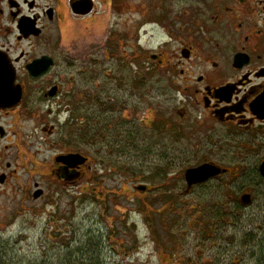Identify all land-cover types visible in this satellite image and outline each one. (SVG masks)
<instances>
[{
    "label": "flooded vegetation",
    "instance_id": "1",
    "mask_svg": "<svg viewBox=\"0 0 264 264\" xmlns=\"http://www.w3.org/2000/svg\"><path fill=\"white\" fill-rule=\"evenodd\" d=\"M144 1L165 35L152 57L168 58L166 89L150 100L138 81L105 97L93 70L99 47L85 55L67 43L72 24L142 0H0V187L23 186L24 198L42 200L90 190L113 164L122 196L140 200L156 190L141 181L142 153L157 157L153 172L168 186L174 161L157 155L163 136L187 131L264 150V0ZM204 163L227 172L190 189L186 182L187 192L233 170L211 159L194 167Z\"/></svg>",
    "mask_w": 264,
    "mask_h": 264
},
{
    "label": "rangeland",
    "instance_id": "2",
    "mask_svg": "<svg viewBox=\"0 0 264 264\" xmlns=\"http://www.w3.org/2000/svg\"><path fill=\"white\" fill-rule=\"evenodd\" d=\"M150 11L142 0L71 25V47L85 55L99 47L92 59L100 68L93 70L105 97L133 92L136 81L142 100L165 91L168 58L152 57L165 35L161 21L146 18ZM161 153L174 161L163 188L150 163L157 157L141 154V181L156 187L145 199L122 196L113 164L97 173L90 190L79 185L42 200L24 198L23 186L0 187V264H264V183L256 168L264 150L222 146L186 131L172 142L163 136ZM208 159L232 167L231 175L187 192L185 171ZM245 193L250 204L241 201Z\"/></svg>",
    "mask_w": 264,
    "mask_h": 264
},
{
    "label": "water",
    "instance_id": "3",
    "mask_svg": "<svg viewBox=\"0 0 264 264\" xmlns=\"http://www.w3.org/2000/svg\"><path fill=\"white\" fill-rule=\"evenodd\" d=\"M73 159L83 160V158L80 155L73 156ZM226 172H227L226 169H223L222 167L214 163H204L198 167L189 168L185 171V179L188 184V189H190L192 186L196 184L207 182L211 178H214ZM260 173L262 176H264V161L260 166ZM241 200L243 203L249 204L252 200V197L250 194H244Z\"/></svg>",
    "mask_w": 264,
    "mask_h": 264
},
{
    "label": "trees",
    "instance_id": "4",
    "mask_svg": "<svg viewBox=\"0 0 264 264\" xmlns=\"http://www.w3.org/2000/svg\"><path fill=\"white\" fill-rule=\"evenodd\" d=\"M220 207H222V205H221ZM68 256H69V254H68V253H66V255H64L65 261H67V260H68Z\"/></svg>",
    "mask_w": 264,
    "mask_h": 264
}]
</instances>
